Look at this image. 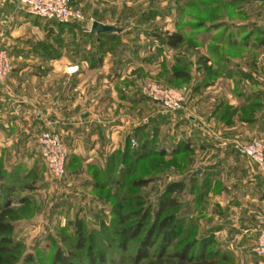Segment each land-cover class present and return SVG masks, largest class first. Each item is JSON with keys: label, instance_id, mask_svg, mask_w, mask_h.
<instances>
[{"label": "rangeland", "instance_id": "374dc122", "mask_svg": "<svg viewBox=\"0 0 264 264\" xmlns=\"http://www.w3.org/2000/svg\"><path fill=\"white\" fill-rule=\"evenodd\" d=\"M5 1L8 0H4V3L0 0V5L6 6ZM70 2L83 12L84 20L63 27L62 30L49 20L30 15L19 3V7L17 6L14 11L16 13L18 11L17 18L2 24L5 26L0 32V47L3 46L4 36L10 38V33L16 32L19 33L20 39L23 38V42L32 41V45H36L34 49H37L48 62L63 60L62 65H66L84 59L91 61L96 68L107 64L108 82L112 83L120 78V95L118 94L120 102L109 97V100L120 107V128L125 132L121 134L120 150L130 135L132 139L130 146L137 147L138 141L134 137V132L139 127H147V134L151 135L157 131L160 145L168 147L169 151L175 142L187 137L186 126L189 120L184 117V113H195L192 97L202 82L201 73L197 70V59L204 56L215 62L217 54L233 61L244 56L246 53L244 50L217 46L216 37L220 30L215 29L204 34L206 27L211 28L220 22L256 23L264 26V0H249L242 5L231 4L229 0H70ZM94 21L116 27L119 32L99 38L90 30ZM199 23L204 24L201 26ZM175 32L184 36L185 43L173 50L162 46L157 35ZM214 47L220 48L215 52ZM178 59L179 66L185 65L191 70L192 80L189 84L175 88L168 86L167 81ZM46 69L45 76L52 77L50 81L62 71L61 68L54 66ZM151 83L179 90L185 88L187 94L182 108L174 113L165 112L159 104L144 94V89ZM56 88L57 86L51 89L53 95ZM46 89L48 91L49 87L46 86ZM196 90L198 91V88ZM112 117L117 121L116 116ZM37 150L38 148H35L36 152ZM38 152L33 159L32 170L22 167L21 173L26 175L13 182L7 180V183L11 185L10 200L13 207L18 210L19 220L15 222L14 236L23 245L20 254L22 257L27 254L34 255L36 260L43 264L50 263L53 253L51 248L57 244L65 250L68 248L69 244L63 237L73 236L76 217H81L83 225L92 234V245L97 242L95 231L102 232L105 241L109 240V231L106 228L110 227V205L105 200L108 192H111L110 197L113 195L116 198L120 197V193L127 191L141 192L147 202L155 204L159 192L169 181L179 180L188 172L186 158L181 163V169L168 166L163 172H156L155 181L145 188L131 189L124 182L119 188H108L103 184V189L97 190L92 189L87 182L81 187L82 182L79 180L76 182L71 176L77 174L76 171L81 167L71 155L67 158L66 174L62 179L55 180L48 174ZM170 159V156L164 157L165 161ZM189 160L193 163L188 165L189 170L196 171L194 157L190 156ZM103 166L89 167L83 178L90 181L95 176V181L104 183L102 174L96 173V170L102 169ZM1 168L3 170L4 166ZM134 173L131 172L130 178L125 181L132 180L135 177ZM23 197L29 199V204L19 206L17 203ZM207 208L200 214V219H206L203 214L209 213ZM102 220L104 224L100 225ZM209 224L200 229L201 234L203 231L211 230L207 229ZM238 234L216 238L220 251L227 255L226 260L219 264H264L254 254L259 232ZM51 244L55 246L51 247ZM47 247L49 249H46ZM133 247L134 245H131L125 253L116 250L111 264H132L130 255L134 251ZM75 253L76 259L79 257L83 260V252Z\"/></svg>", "mask_w": 264, "mask_h": 264}, {"label": "crops", "instance_id": "0c3cea01", "mask_svg": "<svg viewBox=\"0 0 264 264\" xmlns=\"http://www.w3.org/2000/svg\"><path fill=\"white\" fill-rule=\"evenodd\" d=\"M5 2L6 6L0 5V32L3 22L17 18L18 11H14L20 0ZM10 36L2 38L0 47L8 52L12 68L0 84V169L3 165L9 171L19 164L33 168L38 134L53 129L66 143L68 155L81 165L71 176L83 187L88 180L83 178L86 170L102 167L106 157L122 146L120 138L125 132L120 128V107L109 100L120 102V78L108 82L105 63L96 68L84 59L66 65L63 60L48 62L32 41L23 42L16 32ZM243 50L242 58L231 61L239 73L198 87L192 97L195 113H184L189 121L187 137L182 140L194 150V169L200 171V179H211L209 213L200 219V229L210 223L207 229H213L216 238L258 233L264 228V171L230 146L237 139L264 143V47L249 45ZM51 66L62 70L52 81L45 76ZM69 66H78V72L67 75ZM252 93L260 96L262 104L254 112V121L243 122L236 115L221 113L225 105L240 107Z\"/></svg>", "mask_w": 264, "mask_h": 264}, {"label": "trees", "instance_id": "16d2710c", "mask_svg": "<svg viewBox=\"0 0 264 264\" xmlns=\"http://www.w3.org/2000/svg\"><path fill=\"white\" fill-rule=\"evenodd\" d=\"M248 1L229 0L235 5L246 4ZM49 22L61 30L75 24ZM202 24L204 23L198 25L203 26ZM215 29L220 30L216 37L217 46L232 50H243L249 45L264 47V26L256 23L220 22L211 28L206 27L204 34ZM115 33L117 32L96 35L104 38ZM157 36L162 46L172 50L185 43L184 36L179 32ZM219 48L214 47L213 50L217 52ZM215 58L216 63L211 62L210 57L201 56L197 59V70L202 76L201 87H208L215 79L233 78L239 73L238 67L232 66L230 59L217 54ZM179 64L178 59L171 70L168 86L180 88L191 82V70ZM261 107L260 96L252 93L240 107L225 105L221 113L236 115L243 122H252L255 118L254 112ZM146 130L147 127H139L134 132L138 141L137 147L130 146L132 139L131 135L128 136L123 149L109 155L103 168L96 170V173L102 174L104 183L95 181L94 176L86 184L92 189L101 190L103 184L108 188H119L125 182L131 189H141L155 181L156 172H163L168 166L181 169V163L186 158L188 165L192 163L189 158L193 157L194 150L187 141L178 140L168 151L160 145L157 131L148 135ZM165 156H170L171 159L165 161ZM188 165L186 175L179 180L169 181L159 192L155 204L147 202L141 192L127 191L120 193L119 198L113 195L110 197L111 192H108L105 200L110 205V227L106 228L109 231V240L105 241L102 232L95 231L97 242L92 245V234L83 225L81 217H76L73 236L63 237L69 244L68 248L65 250L58 244H51V247H55L51 248L53 253L49 264H111L116 250L125 253L131 245H134V251L130 255L132 264H219L225 261L227 255L217 246L214 230L200 233L199 216L207 208L211 179L206 176L200 179L196 171L189 170ZM21 169L22 165L19 164L12 166L9 171L0 170V264H43L31 254L22 257L20 253L23 245L14 236L15 222L19 220V216L10 200L11 185L7 180L13 182L20 179L25 174L21 173ZM131 172H135V177L125 181L130 178ZM17 204L27 205L29 199L23 197ZM102 224L103 220L100 225ZM76 251L84 253L83 260L75 258Z\"/></svg>", "mask_w": 264, "mask_h": 264}, {"label": "built area", "instance_id": "2783aa9c", "mask_svg": "<svg viewBox=\"0 0 264 264\" xmlns=\"http://www.w3.org/2000/svg\"><path fill=\"white\" fill-rule=\"evenodd\" d=\"M20 5L34 17L61 24L84 20L83 12L74 7L70 0H20ZM11 69L8 52L0 49V84L8 77ZM78 70V66H69L65 73L71 76ZM144 94L159 104L165 112L174 113L182 108L187 93L185 88L179 90L151 83L144 89ZM37 145L48 174L55 180L62 179L66 174L68 148L61 136L53 129L42 130L37 136ZM230 146L233 151L247 157L264 171V143L261 140L252 139L247 142L232 140ZM254 254L264 263V228L259 231Z\"/></svg>", "mask_w": 264, "mask_h": 264}, {"label": "water", "instance_id": "95a60500", "mask_svg": "<svg viewBox=\"0 0 264 264\" xmlns=\"http://www.w3.org/2000/svg\"><path fill=\"white\" fill-rule=\"evenodd\" d=\"M90 30H91V32H93L95 34L119 32V30L116 27L104 25V24L96 22V21L92 22ZM196 173L198 174V173H200V171L197 170Z\"/></svg>", "mask_w": 264, "mask_h": 264}]
</instances>
